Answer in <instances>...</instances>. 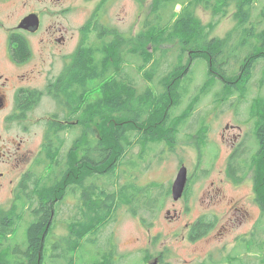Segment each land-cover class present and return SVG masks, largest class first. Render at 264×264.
Masks as SVG:
<instances>
[{"label": "rangeland", "instance_id": "rangeland-1", "mask_svg": "<svg viewBox=\"0 0 264 264\" xmlns=\"http://www.w3.org/2000/svg\"><path fill=\"white\" fill-rule=\"evenodd\" d=\"M100 1L0 0V24L6 29L0 31V48L7 46L8 33L17 26L22 16L28 13L39 15L42 21L41 24L39 23L40 31L29 39L32 49L31 65L38 63L43 53L47 58L46 64L52 66L50 74H47L48 65L42 67L41 74H29V82L39 87L44 96L34 113L39 123L25 132H20V138L23 137L24 142L21 146L29 149L27 158L21 162L11 160L6 167L0 166V173L4 174L0 179V210L8 212L16 207L17 212H25L21 221L16 223V229L2 243L1 255L6 256V261L16 264L25 260L23 253L11 252L15 247L21 251L25 249L27 225L33 219L27 210L30 206L32 210L37 207L36 202L30 205L25 199L14 205L17 200L16 194L19 192L13 194L12 191L22 174V178L25 179L28 174L29 176L32 174L33 162L40 155L39 150L50 120L56 114L57 119H63L61 105L49 94L47 96L45 92L51 89L47 90L46 87L50 82L53 88L59 80L57 78L61 76V71L70 64L71 57L73 58L80 42V29L92 17ZM152 1L113 0L106 5L100 22L105 28L114 29L125 38L133 40L131 44L123 46L124 51H129L126 56L133 59L123 66V74L129 75V80L137 88L138 94L147 86H155L154 95L158 96L161 91L158 85L161 75L169 73L174 66L178 67L177 65L180 64L178 51L174 47L176 45L165 44L156 50L148 46L157 67L160 66L152 84L145 81L138 72V59L130 51L135 44L134 38L141 31L143 21L150 12ZM224 10V13H215L212 7L204 8L201 5L196 7V20L202 26H210L208 39L223 40L236 27L235 4L229 2ZM252 22L257 24L255 31L264 29V0L255 1ZM50 27L67 31L70 40L65 46H57L53 42L47 44L45 35ZM90 37L94 39V36L90 35ZM188 52L189 50L184 51L181 62H187ZM245 55V53L235 54L233 59L226 61V65L221 64L218 71L231 76L242 75L244 69L241 60ZM150 67L151 64L146 68ZM28 68V65L25 66V70ZM193 68L197 70L195 75H188L181 80L182 83L189 84L187 87L184 86L186 88L184 99H190L198 93L205 79L203 63L200 64V61L196 60ZM262 69L263 63L259 62L251 77L238 82L236 88L241 96L238 94L228 96L223 92L221 94L218 77V83H215L206 97L199 102L187 123L179 127L182 130L177 132V141L172 147L165 141L144 145L135 140L134 146L124 160L127 161L118 168L114 176L103 177L100 182L97 181V185L113 193L116 192L115 188L127 182L134 190L139 189V198L136 201L140 202V210L135 209L137 213L134 210V215L130 211V206L122 205L116 215L109 219L98 233L87 236L85 259L88 262H91L97 252L99 259L104 257L102 254L111 253V264H152L154 261L156 264H264V216L261 219V212L255 202L253 173L246 170L243 180L236 182L226 174L228 159L236 146L239 147L241 156L245 155L242 159L247 160L258 150L254 139V123L259 117L253 113L255 110L253 104L256 100L259 102V99L264 98ZM179 74L180 70H177L172 81L175 101L180 99ZM13 80L14 84H18L15 77ZM245 85H248V89L244 96ZM92 91L94 93L88 97L90 99L98 93L97 90ZM219 94L221 96L218 98ZM181 109L179 103L173 116H178ZM111 117L120 118L121 115L114 114ZM261 119H264V115ZM100 124L101 122L98 121L90 124L89 129H92V132L88 135V141L99 139L97 136L101 135L100 128H102ZM157 128L161 129L162 125L157 124L152 129ZM62 135L66 141V148L70 147L74 135L70 131H64ZM10 139L11 136L6 137L5 142H0V145L8 144L6 141ZM10 144L6 148L13 151L14 145ZM196 145L205 147L201 156ZM16 162L18 166H15ZM182 166L186 168L187 180L182 196L174 200L172 184ZM40 170L41 167L36 169L38 172ZM32 176L34 178L35 173ZM19 185L21 192L24 190L21 186L24 185ZM27 185L31 186L30 180L27 181ZM73 191L74 193H69L63 202H59L56 209L57 216L52 218L54 222L50 230L52 238L47 240L48 249L45 251L43 264H66V260L63 258L61 260L53 245L58 243L59 239L66 238L72 229L69 223L75 210L72 197L78 199L80 190L73 189ZM147 195L150 197L146 198ZM201 219L213 225L206 235L193 239L190 235L191 229ZM258 221L261 224L259 229ZM257 231L255 240L260 241L259 246L251 242V234ZM81 250L83 246L79 245L78 256ZM78 256L76 253L73 254L75 264L78 263Z\"/></svg>", "mask_w": 264, "mask_h": 264}, {"label": "trees", "instance_id": "trees-1", "mask_svg": "<svg viewBox=\"0 0 264 264\" xmlns=\"http://www.w3.org/2000/svg\"><path fill=\"white\" fill-rule=\"evenodd\" d=\"M111 1L113 0H101L92 17L81 27L82 40L71 63L64 68L53 88H50L53 90L49 91V95L61 105L63 119H57L56 114L48 123L40 155L33 162L32 174H28L26 179L23 178L24 190L18 193L14 202V205H18L25 199L30 205L37 203L33 210L31 206L27 210L33 219L27 225L25 249L21 251L15 247L11 252L23 253L25 257L23 262L16 264H43L45 251L48 249L47 240L52 238L50 230L54 226V222H49L51 214L53 213L54 219L59 202H63L69 193H74L73 189L80 192L73 216L69 220L72 229L66 238L59 239V242L53 245V249L58 252L61 260H66V264H75L73 254L78 256L79 245L83 246V250L77 257V264H111V253L102 254L104 257L99 259L96 252L91 262L85 259L86 237L98 233L122 205L130 206V211L135 215V209L140 210V202L136 201L139 198V189L134 190L127 182L115 188L116 192L113 193L97 185V181L100 182L103 177L114 176L118 168L127 161L124 160L135 140L144 145L165 141L172 147L177 141V132L182 130L179 127L187 123L199 102L206 97L211 87L218 83V77L221 84L220 93L241 96L236 88L238 82L251 77L259 62L263 63L264 74V29L255 31L257 24L252 22L256 0H153L141 31L134 38L135 44L130 49L131 54L138 59L137 70L145 81L152 84L160 66L157 67L148 46L156 50L161 45H176L174 47L178 51L180 64L178 67L174 66L169 73L161 75L158 82L160 95H154L155 86H147L138 94L137 88L129 80V75L123 74V66L133 60L126 56L129 51H124L123 46L131 44L133 40L125 38L114 29L105 28L100 22L106 5ZM229 2L236 6V27L223 40L208 39L210 26H202L196 20V7H212L215 13H224ZM90 35L94 36V39ZM185 50H189L186 63L181 62ZM238 53L246 54L241 60L243 74L231 76L220 73L219 66L226 65V61L233 59ZM196 60L205 67V79L198 93L190 99H184V86L189 84L182 83L181 80L188 75H195L197 70L193 68V64ZM149 64L151 67L146 68ZM177 70H180V99L175 101L172 81ZM248 85L244 86V96ZM93 89L98 93L90 99L88 97L94 93ZM259 100L253 104V113L259 117L254 123V139L258 150L247 160L242 159L245 155L241 156L242 153L238 149L228 160L227 172L236 182L243 180L246 170L252 171L255 202L262 219L264 119L261 117L264 115V98ZM179 103L182 109L178 116H173ZM114 114H120L121 117L112 118ZM158 120L160 121L157 123ZM96 121L101 122V135L97 136L98 140L91 142L87 140L92 132L89 126ZM157 124L162 125V128L153 130ZM64 131H70L74 135L70 147L67 148L62 135ZM196 147L201 156L205 147ZM39 167L40 172L36 171ZM28 180L31 186L27 185ZM17 210L16 207L8 212L0 210V264H15L6 261V256L1 254L5 238L12 234L16 223L25 215V212ZM212 225L213 223H205L201 219L191 229V237L197 239L206 235ZM260 225L258 221V229ZM258 231L251 234V242L259 246L260 241L255 240Z\"/></svg>", "mask_w": 264, "mask_h": 264}, {"label": "flooded vegetation", "instance_id": "flooded-vegetation-1", "mask_svg": "<svg viewBox=\"0 0 264 264\" xmlns=\"http://www.w3.org/2000/svg\"><path fill=\"white\" fill-rule=\"evenodd\" d=\"M28 14L30 15V13ZM28 14L22 16L18 20L17 26L13 28V30H11L9 33L7 31V46H4V48H0V142H5V138L11 136V139L6 142L8 144L11 143L12 145H14L13 151L6 148L8 147V144L0 145V166L3 165L4 167H6L11 160L21 162L24 161V158H27L26 155L28 154L29 149L21 146L24 142L22 140L23 137L22 139L20 138V132H25L31 127L37 126V124L39 123V119L34 117V113L44 95L42 94V90L39 87L31 84L33 82H29V74H41L42 67L47 65V74H50L49 71L52 69L51 64H46L47 58L43 53H41L38 63H34L31 65L32 49L30 48L29 39L32 35H35L40 31L39 28H41L40 24L42 23V21L40 19V16L37 15L40 24L38 30L35 32L32 30L19 29L18 25L20 24L22 19L28 16ZM2 30H6L4 26L0 27V31ZM56 35L58 36L56 37ZM69 40L70 37H68L67 31L63 30L62 28L50 27L48 30H46L45 41L49 45L51 44V42H53L57 46H65L67 41ZM81 40L82 37L80 36V41ZM27 65L29 68L25 70V66ZM63 70L60 74H62ZM13 77L17 79L18 84H14ZM59 77L57 78V80L59 79ZM49 83L50 82H48V85L46 87L47 90L52 88V84ZM8 85L10 87H8ZM45 93L48 96L49 91H46ZM2 114H4V116H2ZM238 149L239 147L236 146L233 150V153L237 152ZM39 151H41V149ZM18 165V162H16L15 166ZM226 174L230 179H232V177L229 176L227 169ZM3 175V173H0V179ZM22 176L19 179L17 186L12 191L13 194L20 192L19 184H22ZM21 189L23 190L24 187L21 186ZM17 195L18 194H16V196ZM72 199H74L73 206H75L77 197L73 196ZM52 218L53 213L51 214V219L49 220L50 223L53 222ZM49 225L50 224H48V226ZM71 225L72 224H70V226Z\"/></svg>", "mask_w": 264, "mask_h": 264}, {"label": "water", "instance_id": "water-1", "mask_svg": "<svg viewBox=\"0 0 264 264\" xmlns=\"http://www.w3.org/2000/svg\"><path fill=\"white\" fill-rule=\"evenodd\" d=\"M18 28L22 30H32L34 32L37 31L39 28L38 16L35 14H30L26 16L20 22ZM186 180H187V171L186 168L182 166V168L179 170L177 174L175 181L172 184V196L174 200H177L182 196ZM152 264H156V261H154V263Z\"/></svg>", "mask_w": 264, "mask_h": 264}]
</instances>
